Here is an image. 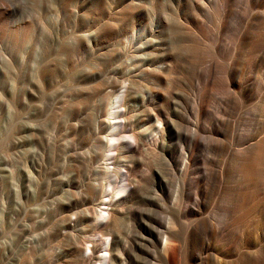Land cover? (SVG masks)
<instances>
[{"label": "rangeland", "instance_id": "rangeland-1", "mask_svg": "<svg viewBox=\"0 0 264 264\" xmlns=\"http://www.w3.org/2000/svg\"><path fill=\"white\" fill-rule=\"evenodd\" d=\"M0 1V264L71 262V241L60 236V231L66 232L63 226L71 219L75 234L99 238L97 226L101 219L89 216L88 209H99L107 196L120 197L118 187L125 178L123 166L128 163L136 164L140 169L137 174L148 181V199L158 198L160 207L165 202L187 204L179 179L173 174L166 196L162 197L154 187L147 168L162 166L159 159L166 161L160 155L119 158L113 171L107 170L105 138L115 136L122 141L131 130L126 126L116 132L107 125L109 114L117 91L126 80L133 83V95L138 98L150 92L153 85L162 91L167 88L176 92L183 87L179 78L191 77L190 63L204 67L211 53H201L199 42L187 31L197 33L201 28L210 33L207 44L213 55L218 38L220 47L234 43L245 51L242 59L251 62L246 50L252 49V43L241 39L244 26L233 19L223 22V8L217 7L218 0H198L207 6L205 9L212 14L209 17L193 6L197 0ZM130 8L134 14L128 18L125 12ZM109 28L115 29L111 36L107 35ZM166 52L179 65L177 72L163 73V81L155 80L147 73L155 71ZM237 66L248 71L244 62ZM263 72L264 67L259 75ZM96 88L101 92L95 94ZM192 92L193 88L189 90ZM192 95L198 96V91ZM245 104L247 110L241 115L239 126L259 149L264 144V100L254 97ZM214 106L218 110L217 101ZM140 118V114H132V127L142 123ZM149 126L144 123L142 130ZM180 145L188 149L190 140L181 141ZM120 148L126 150L125 144H120ZM201 152L209 156L207 149ZM217 159L219 163L223 156L218 155ZM231 164L228 158L227 169L221 165L222 181L235 187L241 197L247 195L242 176L229 172ZM212 168L211 164H193L185 176L190 189H194L199 171L204 170L200 183L211 190ZM251 175L248 199L237 202L235 209L238 222L253 228L256 240L262 231L260 219L264 211V164L260 159L255 162L254 172L245 177ZM220 182L221 179L217 185ZM225 195L229 198V190ZM221 205L219 188L218 195L217 188H213V197H207L201 215L182 219L184 225L193 223V227L179 233L187 238L185 253L175 251L174 257H204L208 248L218 253L219 243L210 239L205 219L217 224ZM152 216L161 220L163 215L153 211ZM128 221L125 215L119 221L124 233L131 228ZM164 243V239L158 243V250H163ZM260 248L264 254V240ZM240 250L242 264H255L249 260L250 252L256 250L254 246L242 245ZM260 264H264V255Z\"/></svg>", "mask_w": 264, "mask_h": 264}, {"label": "bare ground", "instance_id": "bare-ground-1", "mask_svg": "<svg viewBox=\"0 0 264 264\" xmlns=\"http://www.w3.org/2000/svg\"><path fill=\"white\" fill-rule=\"evenodd\" d=\"M199 3L197 0L192 4L196 9L205 12L206 17L211 16L209 10L205 9L207 6ZM219 6L223 8V22L233 19L244 26L241 39H249L252 43V49L246 50L248 55L251 54V62L242 59L245 51L234 43L220 47L218 38L213 46V55L207 44L210 33H204L201 28H198L197 33L187 31L189 37L199 42L198 50L201 53H211L204 64L205 68L190 63L191 77L188 80L185 76L179 78L182 79L183 87L180 91L175 90L178 93L167 88L162 91L152 84L150 92L138 98L133 95V83L124 81L115 96L107 125L115 128L116 132L126 126H130L131 130L123 136L122 141L111 136L106 137L103 142L108 152L106 159L109 163H106V166L109 172L113 171L111 168L119 158H143L147 153L165 158V163L159 159L162 166L147 168L151 172L154 187L162 197L166 196L173 174L179 179L180 192L188 203L180 205L177 202H165L160 207L158 198H147L145 186L148 181L142 180L137 174L140 170L138 166L134 163L125 164V178L118 187L120 197L114 199L107 196L99 209L94 206L88 209L89 216L101 219L97 226L99 238L75 234V225L71 219L63 226L66 232L60 231V236L71 241L70 245L74 251V259L67 264H242V245L255 247L256 250L250 252L249 260L260 264L264 255L260 248L264 240V211L260 219V237L253 240L254 229L238 222L235 206L237 202H243L249 196L252 175L245 177V174L254 172L256 160L260 159L264 164V144L258 149V144L251 141L239 126L240 117L247 110L245 102L254 97L257 101L264 100V75H259V71L264 67V0H218L217 7ZM132 14L133 9L125 12L128 18ZM107 32V35L111 36L115 29L109 28ZM165 54L155 71L147 73L155 80H162L163 73L177 72L179 65L173 61L171 54ZM243 62L248 66L247 72L237 66ZM258 85L261 88H257ZM100 88L95 89V94L101 92ZM192 88L193 92L198 91V96H193V92L189 93ZM110 92L112 91L107 94ZM215 101L219 104L218 110L214 106ZM134 113L141 115L142 123L137 127H132L131 124ZM144 123H150L149 129L142 130ZM261 128L264 140V123ZM186 139L190 140L188 149L180 145L181 141ZM236 140L238 143L235 145ZM120 144H125L126 150L121 149ZM201 149H207L209 156L205 157ZM218 155L223 156L219 163L216 162ZM228 158L232 160L231 166L228 165L229 172L242 176L247 195L241 197L235 187L226 186L225 179L222 181L221 165L227 169L225 165ZM196 163L199 166H214L210 169L211 178H214L210 183L211 190H207L200 183L202 180L199 178L204 175V170L199 171L196 185L194 189H190V183L185 176ZM220 179L222 183L217 185ZM235 182L238 183L237 180ZM213 188H217V195L219 188L222 197L221 215L217 224L211 222L208 217L205 224L210 239L219 243L218 253L215 254L208 248L204 257H174L177 251L185 253L187 238L179 233L188 232L193 227V223L184 225L182 219L188 215H201L206 207L207 197H213ZM227 190L229 198L225 195ZM105 193L108 195V189H105ZM153 211L160 212L162 219L153 217ZM124 215L131 223V228L127 229L126 233L119 225ZM162 239L165 243L160 251L158 243Z\"/></svg>", "mask_w": 264, "mask_h": 264}]
</instances>
